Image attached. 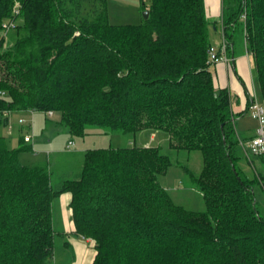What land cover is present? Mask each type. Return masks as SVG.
Masks as SVG:
<instances>
[{
	"label": "trees",
	"instance_id": "1",
	"mask_svg": "<svg viewBox=\"0 0 264 264\" xmlns=\"http://www.w3.org/2000/svg\"><path fill=\"white\" fill-rule=\"evenodd\" d=\"M149 1L143 24L115 26L107 0H0V31L16 22L0 53V264H54L65 193L74 234L95 243L92 264H264L255 192L264 176L239 167L237 97L215 88L208 63L211 28L221 26L228 55L239 28L264 104V0H223L215 21L205 0ZM31 111L59 114L73 137L148 131L167 134L170 149L199 151L200 174L185 170L205 210L176 204L160 184L173 166L160 146L88 150L79 178L55 184L47 164L21 160L32 142L13 148L1 133L10 113Z\"/></svg>",
	"mask_w": 264,
	"mask_h": 264
},
{
	"label": "rangeland",
	"instance_id": "2",
	"mask_svg": "<svg viewBox=\"0 0 264 264\" xmlns=\"http://www.w3.org/2000/svg\"><path fill=\"white\" fill-rule=\"evenodd\" d=\"M145 3L147 5L146 10H148L150 1L145 0ZM107 10L110 25H140L144 22L143 13L145 10L142 0H107ZM92 11V4L85 3L82 9V14L92 19ZM211 29V34L216 35L213 42L216 40L218 42L220 40L219 32H214L213 27ZM5 32L6 31L4 30L0 31V39H6L1 46L0 53L9 50L13 44L10 38H7L6 36L4 37ZM234 34L236 55L240 52L246 53L247 51L243 43L240 29L237 28ZM250 62L254 72V60L252 55L250 56ZM254 83L257 99L263 104L256 77ZM238 108V101L235 100L232 111L234 110L236 115V131L240 134V137L238 138V154L242 159L239 163V167L242 170L243 175L253 179L256 171L261 173L264 172L262 164L256 160L248 158L240 144L241 142H247V138L251 135L255 136L257 123L249 114L239 116L238 112L240 110ZM54 114L55 115L49 117L47 113L44 112L10 113L9 124L1 128V133L8 138L9 146L13 148L19 145L20 131L24 133V135L27 133L33 135L35 141L38 140L37 149L39 152L36 154H32L31 152L24 153L21 155V160L26 164H47L52 173V180L55 184H59L66 179L79 178L84 162V153L88 150L108 147H133L135 145L145 147L160 146L162 152L169 155L173 162V166L169 169L168 173L159 177L160 184L167 189L176 204L191 211L205 210L202 195L194 188L190 174L185 170L188 168L195 175L200 174L203 166V159L199 151L187 152L170 149L168 147L169 137L164 133H156V136L154 137L155 139L149 141L152 133L148 131L138 133L135 138L129 134H98L96 133L97 130H88V134L84 138L73 137L64 130V128L59 126L60 115L56 113ZM21 119H24L27 122L20 124ZM69 142L73 143L70 146V149L67 148ZM247 160L252 162L251 165ZM255 192L257 196V208L260 214L264 217V192H262L259 184H256ZM55 204V225L57 227V221L60 220L58 217L60 215V212H58L59 200H57ZM57 230H59L58 227ZM66 239L72 245V249H68L64 246L63 243ZM78 240L84 241L81 237ZM78 240L75 234L72 238H62L61 236H57L55 241L54 264H85L83 259L79 258L80 247L78 244L73 246V242ZM94 244V242L90 241L87 245L90 246L91 250L95 251Z\"/></svg>",
	"mask_w": 264,
	"mask_h": 264
},
{
	"label": "crops",
	"instance_id": "3",
	"mask_svg": "<svg viewBox=\"0 0 264 264\" xmlns=\"http://www.w3.org/2000/svg\"><path fill=\"white\" fill-rule=\"evenodd\" d=\"M205 5L209 19L215 21L221 18L223 12V0H205ZM213 30L216 33L219 32L220 40L218 42L217 40L213 42V39L216 35L211 34L212 45L217 50L221 51V46L223 43V30L221 26L217 28L213 27ZM226 55L228 61H223L211 66V72L213 74L215 88L217 90L228 89L232 94H234L237 97L239 107L238 109L240 110L238 113H241L247 109L248 103L252 102L253 98L257 95L254 83L255 77L250 62V55L247 52H240L238 55H236L235 49L233 50V55H228V53ZM237 134L238 137H240V134L238 132ZM25 135L31 134L27 133ZM25 135L20 131L19 141ZM150 136L151 137L149 138V141H153L155 139L154 137L156 136V133H152V135ZM253 136L254 135H251L247 139H250ZM33 138V142L28 144L31 146L33 153L36 154L39 152V150L37 149L38 140L35 141L34 136ZM70 201L71 195L69 193H65L60 196L58 210V212H60V215L58 216L60 220L57 221V227L59 229L58 231L63 232L66 237L72 238L75 233V225L72 221L71 210L69 207ZM57 227L55 225L56 229ZM78 239H80V237H77V240ZM83 240L84 241H74L73 246L78 244V246L80 247L79 258H82L85 264H92L96 252L94 250H91L90 246L87 245L88 242H90L91 240Z\"/></svg>",
	"mask_w": 264,
	"mask_h": 264
},
{
	"label": "built area",
	"instance_id": "4",
	"mask_svg": "<svg viewBox=\"0 0 264 264\" xmlns=\"http://www.w3.org/2000/svg\"><path fill=\"white\" fill-rule=\"evenodd\" d=\"M14 14H19L18 5L16 4L14 7ZM16 26V22L14 21H8L4 25V31L7 33L13 29ZM5 32L4 37H7V33ZM5 39V38H4ZM6 40V39H5ZM1 49V46H0ZM223 61H228L227 55H226V47L224 43H222L221 51L217 50L213 45L209 49V61L208 63L212 66L215 64H218ZM3 96L4 93H1ZM30 113H33L32 111ZM248 114L256 121L257 128H256V134L254 137L247 140V142H241L240 145H242L245 155L253 160H256L262 164L263 170H264V104H261L257 97L255 96L250 104V107L248 109ZM47 115L49 117L54 115V112H48ZM27 122L24 119L20 120V124H24ZM33 136L32 135H26L24 136V140L26 143L33 142ZM241 141V140H240ZM72 142H69L68 149H70V146L72 145ZM264 176V172L262 173V177ZM264 178V177H263ZM260 188L262 192H264V180L260 178Z\"/></svg>",
	"mask_w": 264,
	"mask_h": 264
},
{
	"label": "water",
	"instance_id": "5",
	"mask_svg": "<svg viewBox=\"0 0 264 264\" xmlns=\"http://www.w3.org/2000/svg\"><path fill=\"white\" fill-rule=\"evenodd\" d=\"M143 17H144L145 20H148V18H149V11L148 10L144 11Z\"/></svg>",
	"mask_w": 264,
	"mask_h": 264
}]
</instances>
